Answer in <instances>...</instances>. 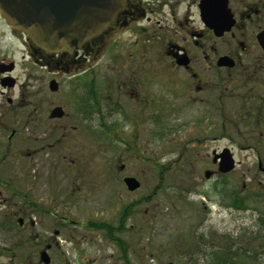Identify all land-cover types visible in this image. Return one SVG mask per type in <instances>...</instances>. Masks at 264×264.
<instances>
[{"label": "flooded vegetation", "instance_id": "1", "mask_svg": "<svg viewBox=\"0 0 264 264\" xmlns=\"http://www.w3.org/2000/svg\"><path fill=\"white\" fill-rule=\"evenodd\" d=\"M170 136L174 163L203 176L178 172L176 186L188 185L176 187L175 232L160 254L259 264L237 246L254 252L264 238V0H126L100 34L59 52L0 15V264H83L84 223L69 214L84 177L98 181L101 151L112 156L107 179L134 195L149 162L159 167L153 144ZM197 186L198 208L185 209ZM135 205L88 229L121 230ZM225 209L239 235L213 227Z\"/></svg>", "mask_w": 264, "mask_h": 264}, {"label": "rangeland", "instance_id": "2", "mask_svg": "<svg viewBox=\"0 0 264 264\" xmlns=\"http://www.w3.org/2000/svg\"><path fill=\"white\" fill-rule=\"evenodd\" d=\"M150 63H152L151 60ZM165 140L160 144H153L152 149L154 151H149V160L157 162L159 167L156 170L155 164L149 162L148 171L142 177V186L134 195H130L121 188V185L114 184L107 179V174L104 173L103 168L105 164L111 162L112 156L107 151H101V169L98 181L96 182L87 176L84 177L83 184L80 183V192L77 194L75 192L78 199L75 209L80 212L76 215L72 212L69 214V218H78L84 223V239L78 256L83 264H168L169 260L176 259L164 254L161 255L159 248L175 232V225H173L172 220L175 218L173 216L175 214L174 209L178 208V205H175V195L178 192L176 187L187 188L188 185L176 186L178 172L182 173V177L192 174L191 177L197 176V179L203 176V169L178 167L174 163L178 159L176 152H174V145L176 144L173 142L172 136L166 137ZM184 158L185 160H193L187 154L184 155ZM160 174L164 179L158 185L156 177ZM233 176L237 175L234 174ZM155 186H158L156 191L153 190ZM228 188L234 190L236 187L230 185ZM198 189L200 190L201 187L197 186L193 193L188 196L190 206H185V209L198 208L197 204L201 201V195L197 193ZM144 195L148 197L147 202L142 200ZM212 196L214 198V194ZM131 201L135 202L136 205L133 207V212L124 220L125 224L121 230L111 234L102 227L97 230L88 229L87 224L91 221H104L112 224L122 207ZM225 204L228 202L226 201ZM212 207L217 208L213 203ZM0 208H2L1 205ZM249 220L246 217L243 225L248 226ZM211 223L216 230L221 226L218 231H224L229 237V234L239 235V231L234 228L239 223L231 221L230 210L228 209L219 214L213 213ZM176 234L178 240H181V237L185 239L184 231L179 230ZM124 248L125 251H123ZM244 248H247L245 244L237 246V250L240 249L241 251L237 257L240 255L249 257L254 253H259L260 255H256L258 256V263L264 264V238L261 239L260 245L254 249V252L244 253L242 252L245 251ZM68 253L69 258L73 259L75 254L72 249H68ZM206 263L208 264V262ZM206 263L202 258L197 264ZM174 264L184 263L175 261Z\"/></svg>", "mask_w": 264, "mask_h": 264}, {"label": "water", "instance_id": "3", "mask_svg": "<svg viewBox=\"0 0 264 264\" xmlns=\"http://www.w3.org/2000/svg\"><path fill=\"white\" fill-rule=\"evenodd\" d=\"M125 1L0 0V15L36 46L51 52L71 51L106 29ZM125 184L129 191L139 186L133 178H126Z\"/></svg>", "mask_w": 264, "mask_h": 264}, {"label": "trees", "instance_id": "4", "mask_svg": "<svg viewBox=\"0 0 264 264\" xmlns=\"http://www.w3.org/2000/svg\"><path fill=\"white\" fill-rule=\"evenodd\" d=\"M100 227L105 228V225L102 224ZM120 244H121V243H120ZM123 251H125V249H124Z\"/></svg>", "mask_w": 264, "mask_h": 264}]
</instances>
